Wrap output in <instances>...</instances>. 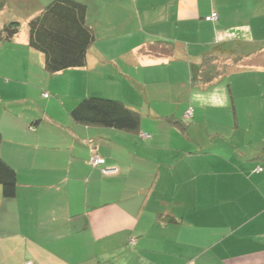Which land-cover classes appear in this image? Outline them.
Wrapping results in <instances>:
<instances>
[{
    "label": "crops",
    "instance_id": "1",
    "mask_svg": "<svg viewBox=\"0 0 264 264\" xmlns=\"http://www.w3.org/2000/svg\"><path fill=\"white\" fill-rule=\"evenodd\" d=\"M81 1L96 40L87 66L56 74L28 44L49 0L0 10L14 32L0 41V154L17 174L13 198L0 187V264H264V0ZM222 44L244 62L193 82ZM96 80V96L141 112L139 132L71 118Z\"/></svg>",
    "mask_w": 264,
    "mask_h": 264
},
{
    "label": "trees",
    "instance_id": "2",
    "mask_svg": "<svg viewBox=\"0 0 264 264\" xmlns=\"http://www.w3.org/2000/svg\"><path fill=\"white\" fill-rule=\"evenodd\" d=\"M7 4L8 0H0V10ZM15 23L14 25L19 28L21 24ZM10 25L12 26V24L5 26L10 27ZM27 28L28 44L32 49L44 54V67L48 73L56 74L68 69L87 66L88 52L96 40V33L88 20L86 2L50 0L39 13L28 21ZM8 37V32L4 28L1 29L0 41L9 40ZM244 58L245 56L236 54L225 45H219L202 55L199 71L192 81L199 85L212 84L225 76L230 69L241 65ZM190 110L191 114L188 115L187 112ZM70 116L78 124L108 127L126 132H139L142 122L141 112L126 105L122 100L99 96H86L81 99L70 111ZM192 116L193 108H190L184 117L189 119ZM178 120L175 123L182 131L187 132L188 123L181 118ZM2 140L0 132V146ZM94 153L99 154L93 152L92 155ZM104 161L99 168H110L106 166L105 158ZM258 168L263 169L261 166ZM0 187L5 198H13L16 195V171L2 158L1 154ZM168 221L178 222V219L169 217Z\"/></svg>",
    "mask_w": 264,
    "mask_h": 264
},
{
    "label": "rangeland",
    "instance_id": "3",
    "mask_svg": "<svg viewBox=\"0 0 264 264\" xmlns=\"http://www.w3.org/2000/svg\"><path fill=\"white\" fill-rule=\"evenodd\" d=\"M50 1V0H49ZM21 20H23V18H21ZM22 23V28L21 29H23L24 30V28L26 27V24L24 23V21L23 22H21ZM68 72H70V71H68ZM72 72H79V71H72ZM91 72H96V70H92ZM98 72H108L107 71V69L104 67V68H102L100 71H98ZM58 78L59 79H57V80H55L56 82H57V84H59V83H62L63 85H65L66 83H65V79H62V77H59L58 76ZM96 84H98L97 86V90H99L101 87H102V85H100L99 86V82H98V80H96L95 82H94V86H92V89H94L93 91V94H95V95H91V96H96ZM99 88V89H98ZM98 94L99 95H104V92L103 91H100V92H98ZM98 95V96H99ZM101 97H103V96H101ZM206 113H207V115H209L208 114V112H207V110H206ZM214 115H216V113H215V111H213V115H212V118H213V116ZM201 116H204V112H203V114L201 115ZM207 119H209V120H211L210 118H207ZM209 123V122H208ZM215 128H218V126H217V124H212V123H210L209 125H203V128L201 129V131H203V132H201V133H199L201 136H205V135H207L208 134V132H211V130H214ZM219 129H220V127H219ZM252 134H253V132H245V135L247 136V138H248V140L250 141V137H252Z\"/></svg>",
    "mask_w": 264,
    "mask_h": 264
},
{
    "label": "built area",
    "instance_id": "4",
    "mask_svg": "<svg viewBox=\"0 0 264 264\" xmlns=\"http://www.w3.org/2000/svg\"><path fill=\"white\" fill-rule=\"evenodd\" d=\"M218 18V13L217 12H212V14L208 15L205 17L206 20H211V21H214ZM45 96H49L48 94H45ZM188 115L191 114V110L187 112ZM143 137H147V134L146 133H142L141 134ZM91 164L93 166H96V167H100L101 164H103L105 161H104V158L101 157L99 154H96L94 153L92 156H91V160H90ZM258 170H261V168H258ZM102 171L106 174H109V173H115L117 171V168H102Z\"/></svg>",
    "mask_w": 264,
    "mask_h": 264
},
{
    "label": "water",
    "instance_id": "5",
    "mask_svg": "<svg viewBox=\"0 0 264 264\" xmlns=\"http://www.w3.org/2000/svg\"><path fill=\"white\" fill-rule=\"evenodd\" d=\"M5 30L9 33L10 36H12L14 33L12 29L6 28Z\"/></svg>",
    "mask_w": 264,
    "mask_h": 264
}]
</instances>
